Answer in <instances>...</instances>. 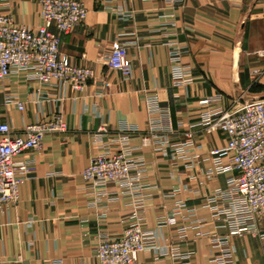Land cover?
<instances>
[{
  "label": "crops",
  "instance_id": "1",
  "mask_svg": "<svg viewBox=\"0 0 264 264\" xmlns=\"http://www.w3.org/2000/svg\"><path fill=\"white\" fill-rule=\"evenodd\" d=\"M80 1L87 17L61 35L60 50L72 64L92 70L84 92L70 90L63 102L38 104L40 87L23 74L0 81V124L8 123L14 135L58 110L67 124L65 133L46 135L39 150L20 156L35 160V171L2 216L0 264H98L101 235L120 238L134 220L136 204L115 185L92 188L83 173L123 125L138 129L132 139L138 147L154 121L172 145H192L182 157L170 149L156 151L152 144L137 152L147 169L142 228L155 230L183 203L182 215L188 217L178 226L163 227L164 242L181 253L193 252L191 264H216L211 241L227 236L229 228L207 202L215 190L226 188L228 175L207 170L214 167L210 151L224 148L227 136L219 129L208 131L203 117L229 108L241 94L250 100L264 97V0ZM0 11L30 29L42 21L38 0H0ZM115 42L125 44L132 61L130 80L106 63ZM177 48L176 63L170 54ZM176 65L190 70L188 80L175 77ZM44 91L57 94L55 88ZM7 96L23 102L24 109L7 104ZM152 97L154 114L149 112ZM204 99L212 100L200 104ZM101 128L107 131L102 143L96 141ZM257 224L259 233L230 237L235 264H264V220ZM180 225L189 227L185 236ZM136 264L185 263L146 251Z\"/></svg>",
  "mask_w": 264,
  "mask_h": 264
},
{
  "label": "built area",
  "instance_id": "2",
  "mask_svg": "<svg viewBox=\"0 0 264 264\" xmlns=\"http://www.w3.org/2000/svg\"><path fill=\"white\" fill-rule=\"evenodd\" d=\"M41 23L30 29L18 25L11 16L0 11V81L12 75L23 74L28 81L36 82L40 89L35 102H63L68 99L69 91L84 92L93 72L89 67L72 64L68 56L60 50L61 35L70 33L84 23L87 8L80 0H38ZM177 63L180 50L171 52ZM111 70L118 71L126 80L133 76V65L128 57L125 44L115 42L106 57ZM174 75L180 80H188V68L174 67ZM55 88L57 94L44 90ZM212 99H204L205 105ZM149 112L157 111L156 99L152 97ZM7 104H16L19 110L24 103L6 97ZM150 132L140 135L141 145L134 147L132 139L138 129L123 125L116 139L103 143L102 151L91 157L83 178L92 187L115 185L124 195L134 198L136 210L134 219L120 238L112 239L102 234L96 247L98 264H136L143 252H152L157 259L171 255L185 264H191L193 252L181 253L170 248L160 231L166 226H178L185 204L176 205L170 216L161 218L155 230H144L141 225L140 210L147 200L144 191L146 163L143 156L136 155L142 146L152 144L156 151L171 150L174 157L185 156L190 141L172 145L169 138L157 128L155 121ZM203 124L208 131L222 130L227 136L224 148L210 151L209 159L213 168L207 174H227L225 189H217L208 199L207 207L214 210V216L223 220L229 228L225 237L214 238L211 249L215 252L212 261L216 264H235V249L231 236L245 232L259 233L258 220H264V97L246 99L238 96L227 109L216 108L207 112ZM67 124L61 110L47 118L38 119L25 126L23 134L14 135L8 123L0 124V226L6 210L19 200L21 185L31 178L35 171V160L20 158L27 150H39L44 137L48 134L65 133ZM96 141L102 143V135L107 131L100 129ZM162 134V135H161ZM227 160V161H226ZM193 215L194 209H186ZM179 233L185 236L188 226L180 225ZM201 235V233H197ZM264 239V233L260 234Z\"/></svg>",
  "mask_w": 264,
  "mask_h": 264
}]
</instances>
